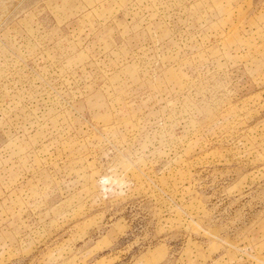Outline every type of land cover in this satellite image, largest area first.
Wrapping results in <instances>:
<instances>
[{
    "label": "rangeland",
    "instance_id": "1",
    "mask_svg": "<svg viewBox=\"0 0 264 264\" xmlns=\"http://www.w3.org/2000/svg\"><path fill=\"white\" fill-rule=\"evenodd\" d=\"M0 264H264V0H0Z\"/></svg>",
    "mask_w": 264,
    "mask_h": 264
}]
</instances>
